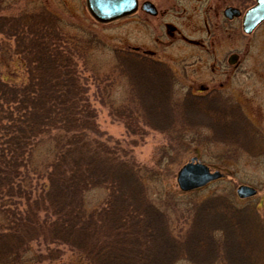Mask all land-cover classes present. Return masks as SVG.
<instances>
[{
    "label": "rangeland",
    "instance_id": "1",
    "mask_svg": "<svg viewBox=\"0 0 264 264\" xmlns=\"http://www.w3.org/2000/svg\"><path fill=\"white\" fill-rule=\"evenodd\" d=\"M42 4L48 5L47 7L54 11L63 12V15H58V17L62 22L61 26L64 28L65 37L74 44V46L67 47L73 49L77 54L75 63L80 75L79 84L84 87L86 93L84 96L88 98V100L76 101L77 110L81 109L80 101L90 105L94 113L92 120L96 125V132L90 134L91 138H89H94L101 144L95 153L97 151L99 154L104 152L103 158L110 160L112 166H118V168H112L111 174L107 178L105 170L102 168L105 164L100 162L102 165L101 172H104L101 174L106 180L103 177L95 180L88 187V190L82 193V198H80L77 207L81 210L77 211L80 216L83 211L84 213L93 210L104 212L106 207H110L109 218L119 217V214L123 212L121 211L123 204L120 202L126 201L123 199V197L126 198V194L122 198L120 195L122 196V193L126 192L128 182H131L136 190V196L133 197L135 201L130 206L136 208L139 205V208L144 205V208L147 209V216L151 212L148 207L151 204L154 205L158 209L161 225L166 230L161 239L172 237L176 242H185L186 234L193 227V223L191 226L189 222L192 219L191 214L185 206L189 200H191L189 201L192 202L191 204L196 203L197 207L213 194L228 192L229 197L237 204L244 203L237 202L235 189L240 185L250 186L251 183H254L252 175L254 172L261 171V164L235 161L229 157L233 151L243 152L241 151L243 148L223 147L221 142L207 144L206 136L208 134L211 136L213 133L205 129L204 122H200L199 118H194L191 122L186 118L185 101L181 98V93L185 91L188 84H169L164 88L158 84L152 67L147 64H143V67L141 62L137 60L136 52L133 51H137L140 46L136 40L138 25L133 23L127 27L123 21L97 24L88 15H83V0H0V23H4L0 26V122L4 120L2 115L8 116V113H4L1 107L5 106L7 101L12 100L8 91L5 90L6 86L16 88L28 86L31 89L33 84H30V81L33 78L28 77L29 74L26 72L35 68H30L31 64L24 58V54H20L18 47L15 46V39L10 36L13 31H8L7 25L10 22L16 24L15 21L18 19H24L26 25L34 24L38 19H42L39 18L41 15L24 14L39 10ZM69 12L72 15H69ZM263 37V34L260 35L257 41L261 44V47L259 45L256 47V54L259 56L256 58L257 61L264 60ZM89 40H92L93 43ZM56 49L60 50V48ZM127 53H130L129 59L133 60L130 61L132 63L127 61L130 65H126L125 60L123 62L121 60L122 55L126 56ZM246 68L248 69V66ZM251 69L253 71V67ZM143 74L145 78H142ZM261 75L264 76V72ZM245 85L247 84L243 86ZM34 86L38 89L39 94H43L37 98L39 100V115L35 124H31L30 120L20 123L21 134L27 138L30 136V131L36 130L35 134L29 137L32 139L31 141L33 139L34 141L32 148L28 150L25 157L26 169L23 172L26 175V180H22L25 184L29 182V178L34 180L33 182L46 181V174L51 169L50 163L56 148L55 140L59 135L72 131L71 126L67 123L61 125L55 120L44 121L43 119L47 114L42 103L50 102L52 98H55L58 100L56 102L59 106L67 108L69 104L65 103V98L62 99L57 95L59 94L57 92L48 91L46 84L37 83ZM228 86L232 88L236 85ZM236 90L233 88V91ZM3 91L5 92L3 93ZM29 105L33 109L37 107L34 102H30ZM72 108L74 107L72 106ZM89 115L92 117L90 113ZM8 123H10V119ZM18 127L19 125L15 129L13 127L3 129L8 135L15 133ZM1 132L4 131L1 130ZM105 152L108 154L106 155ZM192 157H197L200 162L222 171L225 173V178L209 185L205 190L186 194L181 192L176 184V174ZM84 162L86 161L84 160ZM3 181L4 184L0 185L1 191L10 192L11 190L13 192V182L14 186L18 187L12 173ZM108 183L112 184L111 189L108 187ZM29 190L27 189V191ZM32 191L36 192L35 190ZM21 207H23V203ZM196 207L194 208L196 209ZM133 208L130 209L131 216L126 214V218L130 216L126 220L128 223L126 225L129 228H137L139 213ZM150 208L152 209V207ZM2 210L0 209V226L12 224L11 214L6 215ZM131 210L134 211V214ZM13 212L18 214L14 210ZM47 219L45 213H39L37 224L43 230L47 228ZM145 219L147 220L148 216ZM118 227L119 225L116 224L114 231ZM93 229L92 227L89 231L83 230L82 232L84 239L81 247L82 253L89 249L91 242L96 241V248L100 242L98 231L95 230L94 233ZM161 229L163 232V228ZM2 231L5 230H0V252L3 254L11 252L10 256L13 258L7 263L5 257H1V253L0 264H76L77 260L73 262L74 259L67 248L63 249L62 247L66 252L59 251L60 256L50 260L51 256L47 253V248L54 250L56 246L49 244L46 240L51 237L49 235H47L48 237L40 236L35 240L33 239L29 251L27 254H23L22 250H19L23 246L20 239L14 236L11 231L12 233H9L11 235L6 240V238H2L5 235V232L2 233ZM108 231H110L108 232L110 238L115 236L110 228ZM169 231L170 233H167ZM160 234L157 233L152 240L149 238L144 243L133 245L132 248L135 249L132 254L128 256H125V253L122 254L125 256L123 260L130 264H146L144 258L149 256L150 259L147 264H192L188 259L189 254L185 244L168 250L160 244L159 238L162 235ZM130 236H128L129 240L136 241L139 233L133 232ZM64 237H71L72 239L71 234ZM65 241L67 242V240ZM157 241L158 243H156ZM87 244L89 246H86ZM66 245L70 247L69 244ZM144 248L146 252L147 248L150 249L149 254L142 253ZM22 249L25 250L24 247ZM36 257H39L38 260ZM153 258L156 259L153 260Z\"/></svg>",
    "mask_w": 264,
    "mask_h": 264
},
{
    "label": "trees",
    "instance_id": "2",
    "mask_svg": "<svg viewBox=\"0 0 264 264\" xmlns=\"http://www.w3.org/2000/svg\"><path fill=\"white\" fill-rule=\"evenodd\" d=\"M25 22L24 19H18V22L10 27L13 30L10 36L15 39V46L18 47L20 54H24V58L31 64L30 68L35 67L26 72L29 74L28 77L33 78L30 81V84L33 85H31V89L28 86L22 88L6 86L5 90L8 91L12 100L7 101L5 106L1 107V110L8 113V116L2 115L4 120L0 122V185L4 184L3 180L10 173L14 176L15 184H18L16 187L14 182L12 183L13 192L0 190V209H4L5 211H2L6 215L11 214L12 219V224L0 226V230H5L2 231V233L5 232L2 238L7 240L11 235L9 233L13 232L23 245L19 250H22L23 254H27L33 239L49 235L51 237L46 240L49 244L56 246L54 250L47 248V253L51 256L50 260L58 258L59 251H64L63 249L67 248L74 259L73 262L77 260L76 264H130L123 259L126 255L132 254L135 249L132 248L133 245L144 243L149 238L152 240L157 233H161L159 241L162 247L170 250L185 244L189 254L188 259L192 264H264V222L259 219L253 220L249 210L242 209L236 212L228 192L216 196V198H208L197 207L196 203L189 202L191 200L186 202L185 206L192 217L189 222L191 226L193 223V227L186 234L185 242H176L172 237L161 239L166 230L161 225L158 209L154 205L151 204L148 207L151 212L147 215V220L145 219L147 209L144 208V205L139 208V205L136 208L130 206L135 201L133 197L136 196V190L131 182H128L126 192L122 193V196L120 195L122 198L126 194V198L123 197L126 201L120 202L123 204L121 208L123 212L119 214V217L109 218L110 207H104V212L93 210L84 213L83 211L84 214L82 213L81 216L80 213H77V211H81L77 207L82 193L88 190L95 180L101 177L106 180L102 175L104 172H101L100 162L105 164L102 168L105 170L107 178H109L112 168H118V166H112L110 160L103 158L104 152L99 154L97 151L95 153L101 144L94 138L90 139V134L96 132V125L92 120L94 113L90 105L80 101L81 109L77 110L76 101L88 100V98L84 96L86 94L84 87L79 84L80 75L75 63L77 54L70 48L74 44L60 33L56 20L44 17L32 25H26ZM1 24L0 26H2ZM89 42L93 43L92 40ZM56 48H60L61 51ZM37 83L46 84L48 91L59 93L57 95L62 99L65 98V103L69 104L67 108L61 107L55 98H52L50 102L42 103L47 114L43 118L44 121L55 120L61 125L67 123L71 126L72 131L59 135L55 140L56 148L50 163L51 169L46 174V181L33 182L34 180L27 176L29 182L25 184L22 181L26 180V175L23 172L26 169L25 157L34 141V139L31 141L32 139L29 137L35 134L36 130L31 129L30 136L27 138L21 134L20 123L30 120L31 124H35L39 115V100L37 98L43 94H39L38 89L34 86ZM30 102H34L37 107L31 108ZM87 108L90 109L87 110ZM185 108L186 118L190 121L192 117L186 106V101ZM193 117L197 119V116L193 115ZM9 119L10 123H8ZM16 124L19 127L15 133L7 135L3 128L13 127L15 129ZM105 154L108 153L105 152ZM136 184L138 185V183ZM111 185L108 183L110 189ZM26 187L30 190L27 191ZM32 190L36 192L34 193ZM22 203L23 207H21ZM131 208L139 213L137 228H129L126 225L128 224L126 220L131 216ZM13 210L18 214H14ZM20 210L22 211L20 212ZM40 212L45 213L49 219H47L48 224L45 230L37 224ZM131 212L134 214L133 210ZM126 214L130 216L126 218ZM116 224L119 227L114 231ZM92 227L94 233L95 230L98 231L100 242L97 248L95 247L96 241L91 242L89 249L82 253L81 247L84 243L82 232L83 230L89 231ZM109 228L113 231L112 234H115L111 238L110 235L108 236ZM161 228H163V232H161ZM133 232L139 233L136 241L128 239V236L131 237ZM70 234L72 239L64 237H68ZM66 244H69L70 247ZM149 252V248H147V252L145 248L142 249V253L146 255ZM123 253L125 256H122ZM10 255L11 252L9 254L2 253L1 257H5V262L9 263L13 258ZM38 258L36 257L37 260ZM149 259V256L144 258L146 264Z\"/></svg>",
    "mask_w": 264,
    "mask_h": 264
},
{
    "label": "flooded vegetation",
    "instance_id": "3",
    "mask_svg": "<svg viewBox=\"0 0 264 264\" xmlns=\"http://www.w3.org/2000/svg\"><path fill=\"white\" fill-rule=\"evenodd\" d=\"M83 3V15L95 21L86 0ZM47 6L42 4L39 10L24 15L56 20L64 35L58 17L63 12ZM257 8L263 11L264 0H135L132 12L105 24L119 21L127 27L137 24L136 40L140 46L133 51L137 60L152 67L158 84L164 88L169 84H188L181 98L190 111V122L195 115L213 133L206 136V143L221 142L223 147L243 148V152L233 151L229 157L261 164V171L252 175L254 183L246 185L254 194L244 199L236 197L238 203L244 202L241 205L231 200L236 212L249 210L253 220L264 222V76L261 75L264 60H256L259 58L256 47H261L257 41L264 35V19L252 27L244 26L247 13ZM12 25V22L7 25L10 32ZM129 54L121 58L126 65H130L127 61H133ZM206 166L210 172L217 171L220 178L206 184L204 190L225 178L222 171ZM221 195L213 194L207 199Z\"/></svg>",
    "mask_w": 264,
    "mask_h": 264
},
{
    "label": "water",
    "instance_id": "4",
    "mask_svg": "<svg viewBox=\"0 0 264 264\" xmlns=\"http://www.w3.org/2000/svg\"><path fill=\"white\" fill-rule=\"evenodd\" d=\"M87 8L92 18L98 23H108L122 18L135 8V0H86ZM249 11L244 19V26L252 27L264 19V9ZM253 13H261L254 15ZM220 178L217 171L210 172L208 167L196 157L189 159L177 172L176 184L180 191L189 192L206 186L209 182ZM235 194L239 199L251 197L254 191L245 185L238 186Z\"/></svg>",
    "mask_w": 264,
    "mask_h": 264
}]
</instances>
